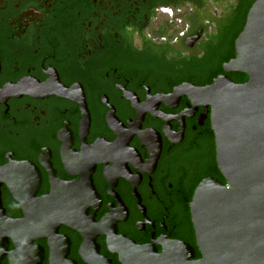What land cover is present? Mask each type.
Returning a JSON list of instances; mask_svg holds the SVG:
<instances>
[{"label":"flooded vegetation","instance_id":"flooded-vegetation-1","mask_svg":"<svg viewBox=\"0 0 264 264\" xmlns=\"http://www.w3.org/2000/svg\"><path fill=\"white\" fill-rule=\"evenodd\" d=\"M255 0H0V264L201 253L197 185L226 184L211 106Z\"/></svg>","mask_w":264,"mask_h":264},{"label":"water","instance_id":"water-1","mask_svg":"<svg viewBox=\"0 0 264 264\" xmlns=\"http://www.w3.org/2000/svg\"><path fill=\"white\" fill-rule=\"evenodd\" d=\"M236 56L225 71L248 76L235 83L225 76L197 89L211 106L216 163L226 184L214 178L195 188L191 219L201 257H178L134 249L130 264H264V0L251 5L235 40ZM125 262V263H126Z\"/></svg>","mask_w":264,"mask_h":264}]
</instances>
